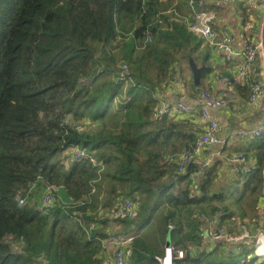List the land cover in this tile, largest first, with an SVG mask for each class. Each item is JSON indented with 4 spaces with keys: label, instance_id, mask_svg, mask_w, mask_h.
Masks as SVG:
<instances>
[{
    "label": "trees",
    "instance_id": "obj_1",
    "mask_svg": "<svg viewBox=\"0 0 264 264\" xmlns=\"http://www.w3.org/2000/svg\"><path fill=\"white\" fill-rule=\"evenodd\" d=\"M203 2L0 0V264H113L111 237H132L118 248L125 264H159L168 239L184 254L174 264L251 255L232 241L221 260L225 244L200 234L209 221L242 231V212L226 225L247 200L256 230L264 224V134L237 138L233 155L234 144L219 148L226 176L222 161L192 153L203 131L195 116L157 113L177 80L194 100L203 91L185 74L200 45L188 26ZM229 76L245 98L254 82ZM233 156L257 169L241 173ZM126 200L133 216L109 218Z\"/></svg>",
    "mask_w": 264,
    "mask_h": 264
},
{
    "label": "built area",
    "instance_id": "obj_2",
    "mask_svg": "<svg viewBox=\"0 0 264 264\" xmlns=\"http://www.w3.org/2000/svg\"><path fill=\"white\" fill-rule=\"evenodd\" d=\"M212 0H205L197 10H194V18L189 23L188 30L191 34L201 39L203 43L209 48L214 49L217 52L224 54L225 62L232 64L233 60L237 56H241L242 62L237 70L236 80L238 83L243 84L244 81L250 77H258L253 82L254 84L250 90V102L255 103L258 101L259 96L264 97V0H260L256 9L260 12V21L258 24V30L248 44L244 47L241 52H237L233 47V38L226 32L220 31L216 32L213 30V25L215 21V13L206 8V3L211 2ZM247 5H250L248 2ZM260 61L262 67V78H259L260 72L256 69V63ZM257 74H254L256 73ZM262 82V83H260ZM201 105L202 108L199 110L198 116L200 117L201 123L204 124V130L199 135V137L194 142L192 153L194 155H200L202 151H206L210 146H217L222 148L225 145V142L219 137V132L221 130L219 122L210 116L209 110L223 108L226 105L224 99L216 100L210 94L203 92L201 94ZM158 115L166 114L170 117H175L176 115H185V116H196L197 109H194L191 106L186 105L183 102H177L175 104H170L166 101H163L158 110ZM264 134V119L262 122L252 128L247 130H239L237 134L233 135L237 138L247 139L251 137H261ZM82 155V152L75 154ZM180 162V168L187 161V155H183ZM230 162H235L243 165L241 173H248L255 171L257 166L254 164L250 167H245V159L242 157L233 156ZM205 166V163L200 162L199 168L202 169ZM264 176V172H263ZM264 188V181H263ZM52 198L48 195L43 197L44 204H51ZM134 214V205L131 201L126 200L115 210L111 211L108 215L111 219L116 218H131ZM212 222L209 221L205 228L207 237L204 235L202 239L209 241H239L243 238L239 234L238 236L229 235L227 232L222 229H216L211 227ZM260 231V230H257ZM240 238V239H239ZM132 237H111L109 243L112 244L115 248L113 264H125V259L122 251L118 248L125 246ZM253 243L255 244V255L259 259H264V230L260 231L257 234H253ZM184 257L182 250L174 249L172 246L164 248L162 257L158 258L159 264H174L175 261L181 260Z\"/></svg>",
    "mask_w": 264,
    "mask_h": 264
},
{
    "label": "crops",
    "instance_id": "obj_3",
    "mask_svg": "<svg viewBox=\"0 0 264 264\" xmlns=\"http://www.w3.org/2000/svg\"><path fill=\"white\" fill-rule=\"evenodd\" d=\"M248 1L256 4L258 0H214L206 3V8L213 11L216 16L213 25L215 30H213L216 32L223 30L226 31L233 38V47L237 52H241L244 49V47L252 39L250 36L255 37L258 30L260 12H258L255 8V10L249 9L247 6ZM242 10H244L245 17L242 16ZM253 12L255 13L254 16ZM199 40L200 45L195 50L194 62L197 66L204 65L202 59L207 56L205 62L206 64L204 66L211 68V71L207 76L203 72L204 78H201L199 86L203 88L201 94L205 92L210 94L216 100H228L226 101L229 102L227 106L209 110V114L220 124L221 130L218 134L219 137L225 142V144L231 143L235 145L233 148H230L231 150H229V153H232L238 148H241L243 145L241 140L237 139V137L235 138L233 135L237 134L239 130L252 129L258 126L264 119V97L261 95L258 97L257 102L251 103L250 89L248 92L249 94H247L245 98L237 95L238 91L230 84L231 81L228 80V77L230 78V74L233 81L237 82L236 74L242 62L241 56H237L233 60L232 64H228L225 62L224 54L209 48L201 39ZM256 69L260 72L259 78H262V67L260 61L256 63ZM185 74L188 76V79L191 80L189 72H186ZM250 78L246 79L243 84H239L244 85L246 82H250ZM201 94L199 96L200 98L196 97L197 100L190 98V91L183 88L180 81L177 80V82L175 81L167 88L164 94V99L170 104L183 101L186 105L197 109V115L195 117L199 123L198 125H200L202 130H204V124L201 123L200 117L198 116L199 110L202 108ZM238 140L240 142H237ZM218 151L219 147L210 146L205 151L208 154H204L203 157L208 160V157L211 156L213 159L212 162L217 161L216 159L222 161V155L220 153L217 155ZM223 165L224 166H222L219 171L220 174L232 176L233 173L231 167L224 162ZM221 242L225 245H221L217 248V255L218 258L223 259V257L226 256V251L228 250V246L226 244L229 242Z\"/></svg>",
    "mask_w": 264,
    "mask_h": 264
},
{
    "label": "rangeland",
    "instance_id": "obj_4",
    "mask_svg": "<svg viewBox=\"0 0 264 264\" xmlns=\"http://www.w3.org/2000/svg\"><path fill=\"white\" fill-rule=\"evenodd\" d=\"M260 0L257 1V3L259 2ZM250 3V5H247L249 9H253L255 10L256 9V4H254V2H251V1H248ZM255 8V9H254ZM255 15V13L253 12V16ZM259 21H260V18H259ZM258 77H252L250 78V80L254 81L255 79H257ZM219 155V153H217ZM234 153H231V155H233ZM223 157V155H222ZM211 156L208 157V159L211 160ZM221 159V158H220ZM223 160V159H222ZM224 161V160H223ZM219 170H220V166H219ZM234 173L235 174H238L239 173V170L238 169H234ZM216 188H217V185H215ZM240 205L242 207H245L246 210H247V213H244L243 211L239 210V213L238 214H234L230 219H228V224L226 226H228L229 228H231L233 230V228H235V225H238V220H239V215L241 214V212L243 213L244 216H242V218H240L241 221L244 222V224H242L243 226L240 228L242 231H240L239 233H236L234 234L233 236H238L239 234H241L243 232V234L240 236V238H243L237 242H244L247 246H250L249 247V250L251 252V255L247 258V260L245 262H243V264H251V259L255 258L256 255H255V244L252 243V239H253V234H257L259 233L260 231L264 230V224L262 225V227L258 230L260 231H257L256 230V224L259 222V217H257L255 211H251V207L253 206L252 202L250 200H247L246 202H243V203H240ZM234 205L231 207L233 208ZM234 211H236L234 208H233ZM232 211V212H234ZM201 213H204V212H197V214L193 215L194 218H200L201 216ZM202 220L205 221V218L204 217H201ZM245 226V227H244ZM203 232L200 234V236L202 237L203 235L205 237H207V233H206V230L203 228ZM208 238V237H207ZM239 238V239H240ZM213 245V244H212ZM214 246V245H213ZM208 249L212 248L213 247L211 245H208L207 246ZM13 249L14 250H17L18 247L16 246H13ZM215 254H217V251H215ZM222 260V259H221ZM254 264H264V259H258L257 257V260L255 259V263Z\"/></svg>",
    "mask_w": 264,
    "mask_h": 264
},
{
    "label": "water",
    "instance_id": "obj_5",
    "mask_svg": "<svg viewBox=\"0 0 264 264\" xmlns=\"http://www.w3.org/2000/svg\"><path fill=\"white\" fill-rule=\"evenodd\" d=\"M206 67L204 65L197 66L193 58H188V70L192 85L195 87L200 86L202 73L205 71ZM170 246L169 239L166 242V247Z\"/></svg>",
    "mask_w": 264,
    "mask_h": 264
},
{
    "label": "bare ground",
    "instance_id": "obj_6",
    "mask_svg": "<svg viewBox=\"0 0 264 264\" xmlns=\"http://www.w3.org/2000/svg\"><path fill=\"white\" fill-rule=\"evenodd\" d=\"M254 74H257V72H256V73H254Z\"/></svg>",
    "mask_w": 264,
    "mask_h": 264
}]
</instances>
